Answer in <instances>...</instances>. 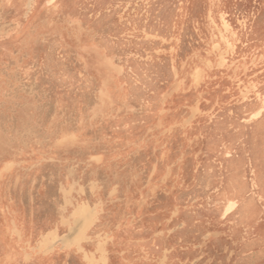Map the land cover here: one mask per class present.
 I'll return each instance as SVG.
<instances>
[{
  "label": "rangeland",
  "instance_id": "374dc122",
  "mask_svg": "<svg viewBox=\"0 0 264 264\" xmlns=\"http://www.w3.org/2000/svg\"><path fill=\"white\" fill-rule=\"evenodd\" d=\"M94 260L264 264V0H0V264Z\"/></svg>",
  "mask_w": 264,
  "mask_h": 264
},
{
  "label": "bare ground",
  "instance_id": "6f19581e",
  "mask_svg": "<svg viewBox=\"0 0 264 264\" xmlns=\"http://www.w3.org/2000/svg\"><path fill=\"white\" fill-rule=\"evenodd\" d=\"M85 212H86V210H85ZM85 212H84V213H85ZM86 213H87V212H86ZM87 214H88V213H87ZM87 214H82V217H84V215H86L85 217H87V216H88ZM80 216H81V214H80ZM85 217H84V218H85ZM79 218H80V217H79ZM87 220H88V219H87ZM84 223H85V222H84ZM85 224H86V223H85ZM83 231H84V229H83ZM83 231H82V232H83ZM81 234H82V233H81ZM80 236H81V235H80ZM82 236H83V234H82ZM78 240H79V239H78ZM46 242H48V241H46ZM45 244H46V243H45ZM93 259H95V257H93ZM93 259H91V260H93ZM94 261H95V260H94ZM94 261H92V263H93ZM95 263L97 264V261H95ZM95 263H94V264H95Z\"/></svg>",
  "mask_w": 264,
  "mask_h": 264
}]
</instances>
